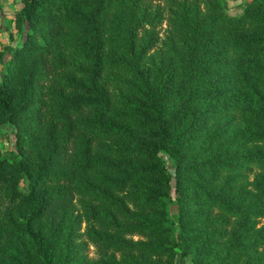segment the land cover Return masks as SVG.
<instances>
[{
	"label": "trees",
	"instance_id": "1",
	"mask_svg": "<svg viewBox=\"0 0 264 264\" xmlns=\"http://www.w3.org/2000/svg\"><path fill=\"white\" fill-rule=\"evenodd\" d=\"M18 2L0 264H264V0Z\"/></svg>",
	"mask_w": 264,
	"mask_h": 264
},
{
	"label": "rangeland",
	"instance_id": "2",
	"mask_svg": "<svg viewBox=\"0 0 264 264\" xmlns=\"http://www.w3.org/2000/svg\"><path fill=\"white\" fill-rule=\"evenodd\" d=\"M248 0H221L222 5L230 14H236ZM19 8L18 0H0V69L4 59L9 57L14 47L20 44L21 34L13 26L14 12ZM13 128L5 124L0 129V151L7 158H14ZM170 211L175 207L170 205ZM93 249L90 248V255ZM189 256H176L174 264H188Z\"/></svg>",
	"mask_w": 264,
	"mask_h": 264
}]
</instances>
